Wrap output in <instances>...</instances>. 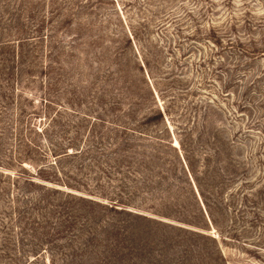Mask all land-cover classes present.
I'll return each mask as SVG.
<instances>
[{"label":"rangeland","instance_id":"rangeland-1","mask_svg":"<svg viewBox=\"0 0 264 264\" xmlns=\"http://www.w3.org/2000/svg\"><path fill=\"white\" fill-rule=\"evenodd\" d=\"M0 264H264V0H0Z\"/></svg>","mask_w":264,"mask_h":264},{"label":"trees","instance_id":"trees-1","mask_svg":"<svg viewBox=\"0 0 264 264\" xmlns=\"http://www.w3.org/2000/svg\"><path fill=\"white\" fill-rule=\"evenodd\" d=\"M21 163V162H20ZM40 168V167H39ZM188 168V167H187ZM42 169H45V170H43V171H47V170H49L48 169V167H47V165H44V166H41V168L39 169V171H42Z\"/></svg>","mask_w":264,"mask_h":264}]
</instances>
